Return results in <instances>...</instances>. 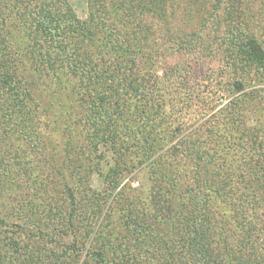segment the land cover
Returning a JSON list of instances; mask_svg holds the SVG:
<instances>
[{"label":"trees","instance_id":"16d2710c","mask_svg":"<svg viewBox=\"0 0 264 264\" xmlns=\"http://www.w3.org/2000/svg\"><path fill=\"white\" fill-rule=\"evenodd\" d=\"M137 1L111 0L106 38L96 39L65 0L30 13L0 0V264H264V174L246 175L249 160L188 149L201 172L191 216L175 200L184 194L175 176L154 177L166 133L147 121L164 103L161 86L151 95L139 74L152 50L135 11L165 25V0ZM239 49L262 54L251 37ZM50 73L63 78L57 90L43 83ZM69 119L85 128L82 138ZM135 167L151 175L122 205V174ZM93 173L104 189L91 186ZM157 191L172 193L179 208ZM117 219L124 243L115 247L108 236Z\"/></svg>","mask_w":264,"mask_h":264},{"label":"rangeland","instance_id":"374dc122","mask_svg":"<svg viewBox=\"0 0 264 264\" xmlns=\"http://www.w3.org/2000/svg\"><path fill=\"white\" fill-rule=\"evenodd\" d=\"M17 1L25 13L38 10V2H49L56 9L61 5L60 0ZM65 1L96 39L106 38V25L102 23L110 19L111 0ZM134 3L139 4L137 0ZM135 13L140 23L148 26L147 43L152 50L145 65L147 68L141 67L143 73L139 74H145L146 82L152 84L147 87L151 95L156 94L155 86H161L164 103L157 113H151L147 121L148 128L158 127L166 133V145L163 144L155 154L159 158V171L154 177H159L162 171L175 176L177 191L184 190V194L178 191L175 200L184 203L186 216H191L193 207L200 206V201L197 203L193 197V189L201 176L200 169L193 168L195 164L188 152V149L193 152V145L212 153L219 162L235 160L238 156L249 160L252 168L245 170L248 176L251 173L264 174V0H165V25L156 24L140 6ZM242 37H251L257 42L262 49L261 56L242 52L239 49ZM58 77L61 76L50 73L43 83L50 90H57ZM233 81L240 82L242 90H236L231 85ZM74 95L78 96L75 90ZM234 109L239 116H233L234 119L237 117L236 122L228 119ZM199 111L202 114H198ZM68 123L75 124V133L82 138L85 132L82 124L77 125L73 119ZM209 123L211 134L207 131ZM104 153L103 167L108 161L112 163L109 154ZM212 172L215 178L218 177V171ZM122 175L121 185L125 189L121 204L125 205L132 196V189L137 188L151 172L135 167ZM90 179L93 188L104 189L102 175L93 173ZM157 183H163L165 190L170 188L168 181ZM163 194L159 192L157 195L160 199L163 197L167 207L177 210L179 207L172 200V193ZM113 206L117 208L119 205ZM116 222L112 235L108 237L118 247L124 240L120 222L118 219ZM125 253L124 249L118 250V256Z\"/></svg>","mask_w":264,"mask_h":264}]
</instances>
